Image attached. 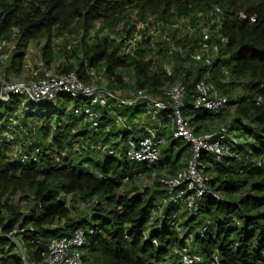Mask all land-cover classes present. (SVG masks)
Wrapping results in <instances>:
<instances>
[{
    "label": "trees",
    "instance_id": "obj_1",
    "mask_svg": "<svg viewBox=\"0 0 264 264\" xmlns=\"http://www.w3.org/2000/svg\"><path fill=\"white\" fill-rule=\"evenodd\" d=\"M134 33L141 38L125 53ZM34 42L39 62L30 69ZM5 54L0 72L7 80L75 72L86 84L163 100L182 81V111L194 133L225 127L229 152L202 154L209 192L193 212L180 200L190 191L170 198L160 181L184 170L179 160L188 142L171 131V143L151 166L127 156L130 138L158 126L142 124L150 114L146 101L103 108L59 95L0 103V132L12 117L24 128L0 142L1 264H23L14 240L31 264H48L50 241L77 229L86 235L83 264H183L174 252L183 247L201 257L193 264H264V0H0ZM202 80L227 96L223 112L194 107ZM89 110L98 117L88 119ZM180 141L187 145L174 159L169 152ZM144 174L157 179L142 190Z\"/></svg>",
    "mask_w": 264,
    "mask_h": 264
},
{
    "label": "built area",
    "instance_id": "obj_2",
    "mask_svg": "<svg viewBox=\"0 0 264 264\" xmlns=\"http://www.w3.org/2000/svg\"><path fill=\"white\" fill-rule=\"evenodd\" d=\"M140 38L141 36L138 33H134L128 38L125 53H133L132 51L135 49ZM75 42L74 40L72 44ZM72 44L69 45V48H71ZM33 73L37 75L38 71L35 70ZM96 78L102 79V76L99 75ZM196 89L197 94L194 100V107L196 109L205 108L212 114H219L226 109L228 98L218 90L213 82L202 80L196 84ZM185 93V85L182 81H177L165 91L166 98L164 100L156 98L146 91H132L130 98L126 99L118 94L117 91H112L104 85L96 82L86 84L78 78L75 72L54 74L50 71H45L42 76L32 81L7 80L0 74V103L5 104L12 103L15 97L29 99L35 103L56 101L59 95H67L76 99H88L91 105L103 108H110L113 104L121 106L124 104L131 105L137 101H146L150 114L158 120V126L147 125L145 126V135L143 137L138 140L130 138L127 141V156L132 161L141 165L146 164L151 166L157 163L160 160V147L166 143L165 136L161 135L159 130L163 126H166L165 122L167 121L173 137L183 139L190 144L191 158L185 170L177 171L174 175H163L160 181L169 191L170 198L173 192L178 189L183 188L186 192L190 191L191 194L180 197V200L185 207L195 212L197 210V201L209 192L208 177L202 172V168H204L201 161L202 154L213 153L217 157H221L228 153L229 147L226 144L228 134L226 128L222 127L214 132L196 135L189 118L182 111ZM21 105L25 106V100L21 102ZM96 117H98L96 111H88V119L91 120ZM116 117H118L119 122L125 125L122 117L117 115ZM23 129V126L17 118H10L8 130L0 132V142L4 137L11 138V132H19ZM232 140L236 142L235 138H232ZM38 151L39 149H37ZM107 152L111 155L117 154L116 150L111 147L107 148ZM26 158L25 155H21L22 160ZM167 200L166 197L159 198L152 210V216L164 207ZM1 236L2 229L0 228ZM85 241L86 235L82 229H77L70 235L53 238L48 244L47 263L83 264L82 249ZM14 242L23 264H31L23 245L15 240ZM174 252L181 258L183 264H193L201 261V257L196 253L190 252L187 247L175 249Z\"/></svg>",
    "mask_w": 264,
    "mask_h": 264
},
{
    "label": "rangeland",
    "instance_id": "obj_3",
    "mask_svg": "<svg viewBox=\"0 0 264 264\" xmlns=\"http://www.w3.org/2000/svg\"><path fill=\"white\" fill-rule=\"evenodd\" d=\"M6 55L7 54H5L3 57H0V59H2V60L6 59ZM38 62H39V55L37 54V56L35 57V59H33V60H31L29 62L30 65H31V68L30 69H32ZM126 73H127L126 74L127 75L126 76L127 79L130 80V78H131V72L129 73L128 71H126ZM0 74H1V72H0ZM22 78H24L26 80H30V81L35 80L32 77H30L29 72H25V74H23V76L21 77V79ZM102 85H104V83ZM117 92H118V94L122 95V97L125 96L126 99H129L128 97L131 96V92L132 91H130V89H126V90H117ZM147 115H148V117H147ZM149 115H150L149 113L148 114H144V116H143L144 119H142V121H143L142 124L143 125L148 124V123H151V122L158 123L157 118H152ZM149 117L151 118L150 120H149ZM52 118L53 119H56L57 118V113L54 112L52 114ZM165 123H167V122H165ZM168 129L171 131V129L169 127V124H168V126L167 125L166 126H163L162 127V131H163L162 133H165L166 134V130H168ZM179 146H181V147L182 146H186V142L180 141ZM163 148H164V146L162 145L160 147L161 153H162V149ZM190 148H191V146H190ZM175 153H177V151ZM173 158L176 159V155L175 154L173 155ZM179 164L181 166H183L182 168H184V170L187 168V165H184V164H187V155L180 158ZM156 179L157 178H155V174H152V176H149L148 174H144L142 176V178L138 181V185L141 187L142 190H144L145 186L152 185L156 181ZM181 190L184 191V192H186V190L183 189V188H181Z\"/></svg>",
    "mask_w": 264,
    "mask_h": 264
},
{
    "label": "crops",
    "instance_id": "obj_4",
    "mask_svg": "<svg viewBox=\"0 0 264 264\" xmlns=\"http://www.w3.org/2000/svg\"><path fill=\"white\" fill-rule=\"evenodd\" d=\"M31 47H32L34 50H33V52H31V54H29V57H28L27 60H33V59H35V57H36L37 54H38V47H37V44H36L35 42L31 44ZM35 49H36V50H35ZM166 125L168 126V122L166 123ZM162 132H163V131H162V128H160V133H162ZM164 132H165V131H164ZM163 135L166 137V140H167L165 145L170 144V143H171V140H168V137L172 135V134H171V131L168 129V130H166V134L163 133ZM186 145H187V143H186ZM187 146H188V147L185 149V151H184V153H183V156H186V155H187V159H189L190 156H191V148H190L189 145H187ZM178 147H179V144H174V145L172 146V150L169 152V153L172 155V158H173V155L175 154V152L178 150ZM183 156H182V157H183ZM165 173H167V169H166ZM159 174H160V173H159Z\"/></svg>",
    "mask_w": 264,
    "mask_h": 264
}]
</instances>
